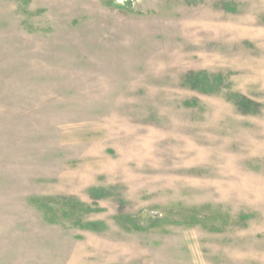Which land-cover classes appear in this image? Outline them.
Listing matches in <instances>:
<instances>
[{
    "label": "rangeland",
    "instance_id": "rangeland-1",
    "mask_svg": "<svg viewBox=\"0 0 264 264\" xmlns=\"http://www.w3.org/2000/svg\"><path fill=\"white\" fill-rule=\"evenodd\" d=\"M0 264H264V0H0Z\"/></svg>",
    "mask_w": 264,
    "mask_h": 264
},
{
    "label": "water",
    "instance_id": "water-1",
    "mask_svg": "<svg viewBox=\"0 0 264 264\" xmlns=\"http://www.w3.org/2000/svg\"><path fill=\"white\" fill-rule=\"evenodd\" d=\"M114 1H115V3H116L117 5H121V4L125 3V2L133 1V0H114Z\"/></svg>",
    "mask_w": 264,
    "mask_h": 264
}]
</instances>
